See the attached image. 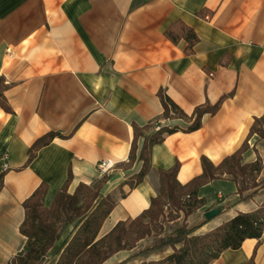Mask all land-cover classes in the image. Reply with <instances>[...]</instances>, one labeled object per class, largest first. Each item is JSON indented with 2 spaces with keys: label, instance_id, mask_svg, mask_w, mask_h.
<instances>
[{
  "label": "crops",
  "instance_id": "crops-1",
  "mask_svg": "<svg viewBox=\"0 0 264 264\" xmlns=\"http://www.w3.org/2000/svg\"><path fill=\"white\" fill-rule=\"evenodd\" d=\"M179 18L199 36L192 53L185 51V39L173 42L165 34ZM0 78L8 84L5 95L13 109L0 105V264H9L26 241L20 231L23 202L42 182L44 204L50 206L69 175L72 192L80 182L92 184L103 176L100 159L116 160L102 191L117 203L103 221L102 236L150 206L160 188L159 168L179 162L177 179L186 183L202 173V155L220 163L242 145L255 117L264 114V0H0ZM160 88L188 114L232 93L216 113L203 115L199 128L176 130L153 145L149 173L135 187H121L140 168L139 161L126 165L134 123L143 125L164 110ZM49 131L63 135L25 164L29 147ZM249 142L243 161L261 157V181L264 139L255 133ZM262 190L264 183L256 194ZM198 192L206 203L192 213L195 220L222 207L200 232L264 201L256 194L253 203L241 199L228 176ZM131 253L118 251L103 264ZM209 264H264V231Z\"/></svg>",
  "mask_w": 264,
  "mask_h": 264
},
{
  "label": "trees",
  "instance_id": "trees-1",
  "mask_svg": "<svg viewBox=\"0 0 264 264\" xmlns=\"http://www.w3.org/2000/svg\"><path fill=\"white\" fill-rule=\"evenodd\" d=\"M165 34L173 42L186 40L185 51L192 53L199 39L196 30L182 19H176L165 29ZM0 78V105L6 111L12 107L5 95L7 87ZM232 93V91H231ZM231 93L223 94L216 102L205 101L197 105L191 114L172 99L163 89L159 96L164 110L160 117L139 125L134 123V138L131 145L127 166L140 162V168L121 183L131 188L139 184L152 169V147L162 142L165 136L176 130L191 131L202 124L205 113L214 114L222 101ZM183 118L189 123L186 127L169 125L163 120ZM160 125L159 128H156ZM264 138V114L255 117L249 133L242 145L233 153L224 157L220 163H214L202 155L203 171L186 183L177 179L179 162L169 168H159L160 188L151 198L150 206L139 215L119 220L110 231L102 236L100 228L105 218L116 205L117 199L102 188L108 181V174L92 184L80 182L74 191H69L71 175L56 193L50 206L44 204L47 191L46 182H42L24 202L25 217L20 231L26 241L23 249L15 253L9 264H103L119 250L135 246V242L153 234L163 222L175 220L184 215V223L177 226L163 238L160 246L170 244L172 252L157 259H142L134 264H209L227 248H238L247 237H261L264 231V201L255 209L240 210L211 230L200 232L207 219L188 225L187 217L206 203L199 196V188L213 179L228 176L237 183L241 199L253 197L263 186L258 181L262 170V159L258 157L251 162L243 161V153L249 147L252 134ZM63 135L59 131H49L39 136L29 147L26 163L36 155L37 150L48 144L55 136ZM3 173H0V188L3 185ZM126 192L122 189L121 195ZM148 251H136L131 257ZM120 264V263H116Z\"/></svg>",
  "mask_w": 264,
  "mask_h": 264
},
{
  "label": "rangeland",
  "instance_id": "rangeland-1",
  "mask_svg": "<svg viewBox=\"0 0 264 264\" xmlns=\"http://www.w3.org/2000/svg\"><path fill=\"white\" fill-rule=\"evenodd\" d=\"M256 137L258 139H264L263 137H261L259 134L256 133ZM249 141V140H248ZM250 143V142H249ZM262 162V161H261ZM262 167H263V162H262ZM260 174V173H259ZM263 180V181H262ZM261 180V183H264V179ZM256 199H264V190H262V192H260L259 194H256ZM247 201L253 203L252 199L249 198V200L247 199ZM232 211V210H230ZM228 211V212H230ZM195 212V211H194ZM205 217V215L202 216V218L200 217V219L195 220V217L192 215V213L187 217V220L185 223H187L188 225H192L195 223L200 222L203 218ZM184 215L183 212H181V216L176 218L175 220H168L163 222V225L158 226L156 228V230L153 232V234L147 235L144 238L138 240L135 242V246L131 247V248H126V249H122L119 251H132V253L134 252H138V251H148L144 253H140L136 256L131 257L132 253L126 257L125 259H123L122 261L118 262L120 264H134L136 262L141 261L142 259H157L160 257H163L165 255H167L168 253L172 252L173 247L170 244H164V246H160L159 243L162 242L163 238L167 237V235H169L174 228H176L177 226L181 225L182 223H184ZM48 260L50 261L51 259L48 258ZM47 260V261H48ZM51 264H54V261H51Z\"/></svg>",
  "mask_w": 264,
  "mask_h": 264
},
{
  "label": "built area",
  "instance_id": "built-area-1",
  "mask_svg": "<svg viewBox=\"0 0 264 264\" xmlns=\"http://www.w3.org/2000/svg\"><path fill=\"white\" fill-rule=\"evenodd\" d=\"M160 125H157L156 128H159ZM117 161L110 158V157H105V158H102L98 161V167L99 168V171L101 174H107V173H110L112 172V170L116 167L117 165ZM8 167V163L7 162H4L3 163V169H6Z\"/></svg>",
  "mask_w": 264,
  "mask_h": 264
},
{
  "label": "water",
  "instance_id": "water-1",
  "mask_svg": "<svg viewBox=\"0 0 264 264\" xmlns=\"http://www.w3.org/2000/svg\"><path fill=\"white\" fill-rule=\"evenodd\" d=\"M222 207L216 206L211 209H208L204 212V215L207 219L215 217L221 211Z\"/></svg>",
  "mask_w": 264,
  "mask_h": 264
}]
</instances>
